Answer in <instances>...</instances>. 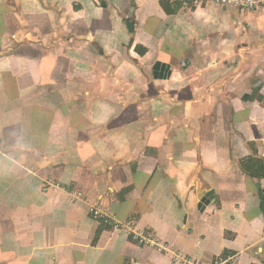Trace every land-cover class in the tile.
<instances>
[{"label":"crops","instance_id":"1","mask_svg":"<svg viewBox=\"0 0 264 264\" xmlns=\"http://www.w3.org/2000/svg\"><path fill=\"white\" fill-rule=\"evenodd\" d=\"M258 160L264 11L0 0V264H264Z\"/></svg>","mask_w":264,"mask_h":264},{"label":"built area","instance_id":"2","mask_svg":"<svg viewBox=\"0 0 264 264\" xmlns=\"http://www.w3.org/2000/svg\"><path fill=\"white\" fill-rule=\"evenodd\" d=\"M214 5L221 8L231 9L238 12H260L264 11V0H192L193 7H202ZM61 186L56 183H47L43 187V191L48 193L51 190L59 189ZM77 199L84 198L83 193L73 192L72 194ZM92 218L100 224L111 227L113 230H122L133 241L141 246L154 248L160 252L166 251V247L161 244L160 238L150 230L139 231L135 228V222L118 221L108 209L102 206L101 202L90 207ZM174 264H188L186 258L181 252L173 254ZM215 264H225L217 262Z\"/></svg>","mask_w":264,"mask_h":264},{"label":"trees","instance_id":"3","mask_svg":"<svg viewBox=\"0 0 264 264\" xmlns=\"http://www.w3.org/2000/svg\"><path fill=\"white\" fill-rule=\"evenodd\" d=\"M164 7H166V4L164 3ZM144 51H142V53H144ZM259 92V91H258ZM251 100H259V101H263V97L259 96V94H255L253 96H251ZM258 168L256 169H252V168H248V172L250 173V175H252L254 178L256 179H264V161L263 160H258L257 162Z\"/></svg>","mask_w":264,"mask_h":264}]
</instances>
